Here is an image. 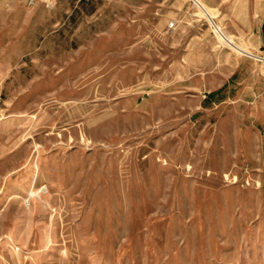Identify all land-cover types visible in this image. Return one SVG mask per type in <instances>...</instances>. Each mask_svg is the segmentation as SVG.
<instances>
[{"label": "rangeland", "instance_id": "obj_1", "mask_svg": "<svg viewBox=\"0 0 264 264\" xmlns=\"http://www.w3.org/2000/svg\"><path fill=\"white\" fill-rule=\"evenodd\" d=\"M201 1L242 50L190 0H0V264H264V61Z\"/></svg>", "mask_w": 264, "mask_h": 264}, {"label": "crops", "instance_id": "obj_2", "mask_svg": "<svg viewBox=\"0 0 264 264\" xmlns=\"http://www.w3.org/2000/svg\"><path fill=\"white\" fill-rule=\"evenodd\" d=\"M264 3V0L261 1ZM245 0H243V4ZM253 5H255L252 2ZM251 4V0H246L247 10L244 11L240 17L242 24L234 30L235 37L243 45L246 46L250 52L256 55H264V13L258 20L256 19L255 8ZM264 67V64L262 65ZM221 89L210 92L214 96Z\"/></svg>", "mask_w": 264, "mask_h": 264}, {"label": "built area", "instance_id": "obj_3", "mask_svg": "<svg viewBox=\"0 0 264 264\" xmlns=\"http://www.w3.org/2000/svg\"><path fill=\"white\" fill-rule=\"evenodd\" d=\"M192 5L200 10L204 16L208 19L210 24L213 26L215 32L219 34L226 42L232 43L237 49L242 50L237 43L231 39V37L226 33V31L216 22L214 16L209 12L205 4L201 0H190ZM173 26V24H172ZM248 54L252 57H255L259 60L264 61V55H256L252 52H248Z\"/></svg>", "mask_w": 264, "mask_h": 264}]
</instances>
